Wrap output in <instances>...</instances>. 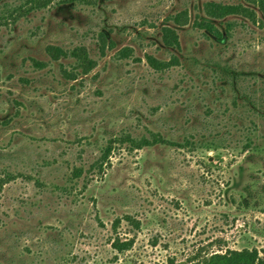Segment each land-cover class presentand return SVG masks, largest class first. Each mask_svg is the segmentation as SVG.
<instances>
[{
	"label": "rangeland",
	"instance_id": "1",
	"mask_svg": "<svg viewBox=\"0 0 264 264\" xmlns=\"http://www.w3.org/2000/svg\"><path fill=\"white\" fill-rule=\"evenodd\" d=\"M22 1L0 0V15ZM205 1L53 0L0 25V175L13 174L0 189V264H198L242 248L264 256V19L212 20L221 30L235 22L218 41L194 26L207 19ZM182 10L188 22L174 25L168 17ZM164 25L177 30L179 51L162 44ZM47 45L84 46L98 64L66 80L60 63L72 59L52 61ZM125 46L131 56L116 57ZM147 55L179 62L157 70ZM121 132L194 144L115 148L96 173L101 147ZM116 239L129 247L119 252Z\"/></svg>",
	"mask_w": 264,
	"mask_h": 264
},
{
	"label": "trees",
	"instance_id": "2",
	"mask_svg": "<svg viewBox=\"0 0 264 264\" xmlns=\"http://www.w3.org/2000/svg\"><path fill=\"white\" fill-rule=\"evenodd\" d=\"M53 0H23L18 5L6 8L3 14L0 15V25L13 24L21 17L27 16L30 12L47 7ZM61 2H79L83 4L95 3V0H59ZM203 12L207 19H195L194 26L203 30L206 36H209L218 41H224L231 36V31L234 28L235 22L233 20L224 21V28L221 30L212 20L221 21L229 16H240L248 19L252 23H262L264 19V0H242L236 3H224L220 1H205L203 3ZM174 25H184L188 22V13L182 10L178 13L168 17ZM161 41L166 48H171L179 51L181 44L177 30L170 26L164 25L161 27ZM105 38L101 37L100 54L104 55ZM112 48V42H109ZM47 55L52 61L60 59H72L69 68L60 63V73L66 80H76L82 76L89 74L98 64L97 60L90 57L87 49L84 46H76L71 49H65L57 45H47L45 47ZM132 48L125 46L117 51L116 57L127 58L131 56ZM148 63L157 70H164L171 65L177 64L178 58L172 55L169 61L158 60L152 55H147ZM32 65L35 68H43L46 62L31 58ZM255 123L250 121V125L246 128L247 133L244 135L243 148L246 150L252 139L251 132L255 131ZM155 144H166L176 147H184L193 145L194 143L185 139L182 142L166 139L161 134L156 132H149V135L134 136L128 132H121L107 139L105 144L101 147L100 153L93 163L96 173H101L104 166L109 164V157L115 148L124 147L128 151L150 147ZM208 148H213L212 141H208ZM82 174V169L75 167L72 171L73 178H77ZM13 178V174L4 172L0 175V189L4 184L8 183ZM132 224L139 227L138 221L131 220L130 216H125ZM113 247L119 252L127 249L130 243L120 242L118 239L112 243ZM198 264H264V256H260L256 249H226L220 252H211L209 255H204L198 261Z\"/></svg>",
	"mask_w": 264,
	"mask_h": 264
}]
</instances>
